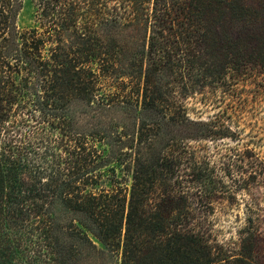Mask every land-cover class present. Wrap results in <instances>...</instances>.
<instances>
[{
    "label": "trees",
    "instance_id": "1",
    "mask_svg": "<svg viewBox=\"0 0 264 264\" xmlns=\"http://www.w3.org/2000/svg\"><path fill=\"white\" fill-rule=\"evenodd\" d=\"M35 1L20 31L21 1L0 0V264H264L257 233L227 254L199 223L202 179L182 174L218 136L190 113L264 93V0ZM75 102L134 113L129 187L115 169L104 186Z\"/></svg>",
    "mask_w": 264,
    "mask_h": 264
},
{
    "label": "rangeland",
    "instance_id": "2",
    "mask_svg": "<svg viewBox=\"0 0 264 264\" xmlns=\"http://www.w3.org/2000/svg\"><path fill=\"white\" fill-rule=\"evenodd\" d=\"M20 1L16 25L24 31L34 27L36 1ZM242 88L239 87L232 107L221 104L204 110L199 116L190 113L195 120L214 122L207 127L214 129L218 136L193 143L194 158L185 156L182 169V174L190 175V179L195 176L202 179L203 184L199 188L202 193L195 200L201 211L199 223L213 231L227 254L240 252L241 239L248 233L264 237V93L248 87L245 96ZM104 91L108 92V89ZM244 104H247L246 108H243ZM68 116L74 132L97 141V146L111 161L102 170L106 177L104 186H110L108 179L112 178L111 169H115L117 177L125 179L129 187L132 159L127 146L134 143L136 134L134 113L122 106L99 108L75 102ZM170 136L164 135L165 138ZM122 153H127V156ZM55 214L64 224L72 218L59 205ZM93 240L99 249H103L96 239ZM114 263L115 258L109 255L93 257L85 262Z\"/></svg>",
    "mask_w": 264,
    "mask_h": 264
}]
</instances>
